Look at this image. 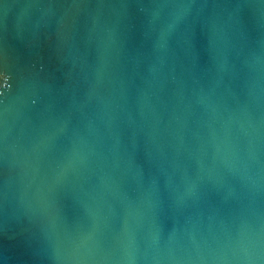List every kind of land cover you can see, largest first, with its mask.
Masks as SVG:
<instances>
[{"label": "water", "instance_id": "obj_1", "mask_svg": "<svg viewBox=\"0 0 264 264\" xmlns=\"http://www.w3.org/2000/svg\"><path fill=\"white\" fill-rule=\"evenodd\" d=\"M0 264H264V0H3Z\"/></svg>", "mask_w": 264, "mask_h": 264}, {"label": "snow or ice", "instance_id": "obj_2", "mask_svg": "<svg viewBox=\"0 0 264 264\" xmlns=\"http://www.w3.org/2000/svg\"><path fill=\"white\" fill-rule=\"evenodd\" d=\"M0 4H3V0H0ZM38 101L34 100L33 103H37Z\"/></svg>", "mask_w": 264, "mask_h": 264}]
</instances>
